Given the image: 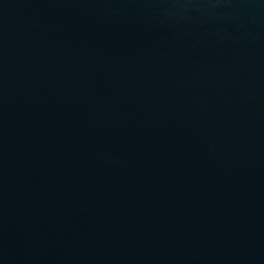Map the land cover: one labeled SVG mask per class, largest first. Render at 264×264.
<instances>
[{
	"label": "water",
	"instance_id": "obj_1",
	"mask_svg": "<svg viewBox=\"0 0 264 264\" xmlns=\"http://www.w3.org/2000/svg\"><path fill=\"white\" fill-rule=\"evenodd\" d=\"M0 264H264V0H0Z\"/></svg>",
	"mask_w": 264,
	"mask_h": 264
}]
</instances>
